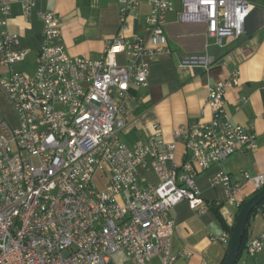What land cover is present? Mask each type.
<instances>
[{
	"label": "built area",
	"instance_id": "2783aa9c",
	"mask_svg": "<svg viewBox=\"0 0 264 264\" xmlns=\"http://www.w3.org/2000/svg\"><path fill=\"white\" fill-rule=\"evenodd\" d=\"M118 2L125 29L140 0ZM151 3L150 42L118 34L98 60L71 56L60 43L56 13L37 11L43 25L40 47L33 71L26 72L19 67L29 52L20 35L6 30L12 6L0 0V87L17 119L13 125L0 112V264H120L118 255L128 264L155 259L175 264L174 208L188 202L193 211L206 213L210 205L197 183L200 174L264 145V134L235 124L226 112V93L239 85L238 72L209 88L210 122L178 128L172 142L163 139L158 125L146 141L120 140L131 89L148 85L144 58L166 51L174 3ZM37 5V0H21L22 15L31 16ZM252 10L244 0H182L180 20L205 24L206 37L222 46L244 35ZM191 67L210 70L206 56L190 55L179 66ZM179 142L187 150L182 165L175 164ZM142 172L152 173L156 182L148 183ZM210 184L222 188L225 203L239 212L248 200L244 187L262 191L264 174L235 179L219 172ZM230 240L226 234L218 241ZM263 251L264 231L244 248L249 257Z\"/></svg>",
	"mask_w": 264,
	"mask_h": 264
},
{
	"label": "crops",
	"instance_id": "0c3cea01",
	"mask_svg": "<svg viewBox=\"0 0 264 264\" xmlns=\"http://www.w3.org/2000/svg\"><path fill=\"white\" fill-rule=\"evenodd\" d=\"M12 6L8 30L20 35L22 47L36 53L40 47L43 30L36 12L54 11L61 27L60 43L73 56H86L98 60L107 44L118 34L132 40L137 36L151 39L147 18L152 11V0H140L139 8L127 19L122 29L118 0H37L35 12L24 17L21 0H5ZM174 10L167 16L166 51L149 55L144 61L149 66L148 85L131 89L128 101L127 124L120 140L127 144L143 142L153 136L158 125L162 137L173 141L178 128L189 130L201 123H208L212 113L207 106L208 90L217 82L226 80L238 72L239 85L227 90L226 112L232 121L258 135L264 134V0H244L253 6L245 24V33L236 41L225 40L218 46L206 37L203 23H183L180 20L182 0H171ZM29 42L31 44H29ZM190 55L206 56L210 70L202 67L180 69V63ZM187 150L182 142L177 144L175 164L182 165ZM223 172L235 179L244 174H264V145L254 151L237 153L220 166L206 171L197 179L202 198L210 205L204 214L193 211L188 202L178 204L172 211L175 233L172 251L175 264H222L229 245L218 241L230 235L238 211L226 204L222 188H213L210 179ZM148 183H155L152 173L142 172ZM253 188L245 186L243 197H249ZM217 202L222 205L218 206ZM222 217L223 222L219 219ZM264 231V208L250 220L247 240ZM150 264H161L158 259ZM238 264H264V251L249 257L244 251Z\"/></svg>",
	"mask_w": 264,
	"mask_h": 264
},
{
	"label": "water",
	"instance_id": "95a60500",
	"mask_svg": "<svg viewBox=\"0 0 264 264\" xmlns=\"http://www.w3.org/2000/svg\"><path fill=\"white\" fill-rule=\"evenodd\" d=\"M263 202L264 189L254 195L251 199L247 200L239 211L233 233L231 234L229 250L222 264H238L249 217Z\"/></svg>",
	"mask_w": 264,
	"mask_h": 264
},
{
	"label": "rangeland",
	"instance_id": "374dc122",
	"mask_svg": "<svg viewBox=\"0 0 264 264\" xmlns=\"http://www.w3.org/2000/svg\"><path fill=\"white\" fill-rule=\"evenodd\" d=\"M29 44H31V43L29 42ZM36 57H37L36 51L35 50L31 51L29 53V59H28L27 63H25L22 67H19V70L20 71H26V72L33 71L34 66H35V62H36ZM0 112L3 113V115L7 118V120L11 124H13V125L17 124V119H16V116L14 114L11 102L1 87H0ZM96 181L100 182L101 181L100 177H98L96 179ZM141 182H142V179H141ZM104 183H105L104 181H102V185L99 183L100 188H102V189L104 188ZM116 260L120 264H122L124 261L126 262L125 264H128L123 255L116 256Z\"/></svg>",
	"mask_w": 264,
	"mask_h": 264
},
{
	"label": "trees",
	"instance_id": "16d2710c",
	"mask_svg": "<svg viewBox=\"0 0 264 264\" xmlns=\"http://www.w3.org/2000/svg\"><path fill=\"white\" fill-rule=\"evenodd\" d=\"M257 193H259V192H257ZM256 192H254V193H252L249 197H248V200L249 199H251L254 195H256L257 194ZM264 208V202L263 203H261L252 213H251V215H250V217H249V220H248V223H247V229H246V233H245V237H244V240H243V245H242V249H241V255H240V257L242 256V253H243V251H244V248H245V244H246V242H247V231H248V227H249V223H250V220H251V218L260 210V209H263ZM239 213V212H238ZM218 217H219V219L223 222V219H222V217L218 214ZM224 223V222H223ZM224 227L226 228V229H228V227L226 226V224L224 223ZM233 230H234V228H232V229H230L229 230V232H230V235L233 233Z\"/></svg>",
	"mask_w": 264,
	"mask_h": 264
}]
</instances>
